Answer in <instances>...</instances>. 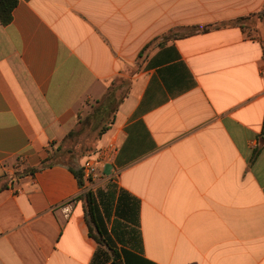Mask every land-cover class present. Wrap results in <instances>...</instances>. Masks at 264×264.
<instances>
[{
  "label": "crops",
  "instance_id": "obj_1",
  "mask_svg": "<svg viewBox=\"0 0 264 264\" xmlns=\"http://www.w3.org/2000/svg\"><path fill=\"white\" fill-rule=\"evenodd\" d=\"M263 124L264 0H16L0 264H264Z\"/></svg>",
  "mask_w": 264,
  "mask_h": 264
},
{
  "label": "trees",
  "instance_id": "obj_2",
  "mask_svg": "<svg viewBox=\"0 0 264 264\" xmlns=\"http://www.w3.org/2000/svg\"><path fill=\"white\" fill-rule=\"evenodd\" d=\"M16 6V0H0V22L2 25H7L11 21V13ZM260 138L264 141V124ZM48 166L47 161L42 162L40 167L35 169H30L28 172L33 173L39 169H43ZM68 170L73 174L77 180L79 188L83 187V171L82 167L77 164L69 166ZM84 201V210L86 213L87 222L89 224L90 235L98 242L100 245H106L101 237L104 235V230L100 225V220L98 216L97 206L95 205L92 196L89 192H84L82 195ZM109 248V246H108ZM113 259H116L117 255L115 251L109 249Z\"/></svg>",
  "mask_w": 264,
  "mask_h": 264
},
{
  "label": "rangeland",
  "instance_id": "obj_3",
  "mask_svg": "<svg viewBox=\"0 0 264 264\" xmlns=\"http://www.w3.org/2000/svg\"><path fill=\"white\" fill-rule=\"evenodd\" d=\"M93 106H95V105H93V104H90V105H88L87 106V108L85 109V110H82L81 111V113H80V129L82 128V131L83 132H85V134H87V135H89V132H88V125H86V126H83V123H84V121H85V119L88 117V115H90L91 113H92V111H93ZM113 107H115V104H112L111 105V108H113ZM107 115H109V113H107ZM111 116H108V119L110 118ZM77 154V153H76ZM75 154V155H76ZM81 158H83V157H80L79 155H77V157H76V159L79 161V163H80V167H82V165H83V160L85 159V157L83 158V159H81ZM70 158H69V160L68 161H66V163H69V164H71V163H75V164H77L78 163V161L77 162H75L74 160L73 161H71V163H70ZM72 164V165H73ZM18 175H20V173H16L15 174V176H18ZM7 183H8V181H6ZM4 183V184H7V183ZM98 189H100L99 187H94V191L96 192Z\"/></svg>",
  "mask_w": 264,
  "mask_h": 264
},
{
  "label": "built area",
  "instance_id": "obj_4",
  "mask_svg": "<svg viewBox=\"0 0 264 264\" xmlns=\"http://www.w3.org/2000/svg\"><path fill=\"white\" fill-rule=\"evenodd\" d=\"M82 171H83V177L85 179H92V177L94 176V171H95L94 164L89 160L86 161L83 164ZM68 210H69L68 206L64 207V213L66 216L68 215Z\"/></svg>",
  "mask_w": 264,
  "mask_h": 264
}]
</instances>
